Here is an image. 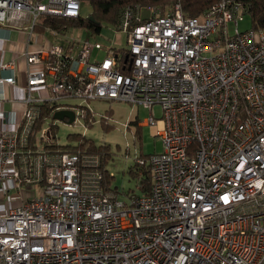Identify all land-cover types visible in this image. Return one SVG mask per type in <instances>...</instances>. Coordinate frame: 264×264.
<instances>
[{
	"label": "built area",
	"instance_id": "1",
	"mask_svg": "<svg viewBox=\"0 0 264 264\" xmlns=\"http://www.w3.org/2000/svg\"><path fill=\"white\" fill-rule=\"evenodd\" d=\"M141 9L112 25L124 49L46 27L63 44L23 52L25 111L0 131V264H264V31L239 30L238 0L196 17L179 3ZM45 16L79 18L82 2L0 0V29L31 36ZM13 66L0 54V87L16 83L3 75ZM96 100L149 111L139 126L163 149L139 158L147 191L141 178L105 190L99 155L46 149L50 119L31 146L43 103L75 124Z\"/></svg>",
	"mask_w": 264,
	"mask_h": 264
},
{
	"label": "rangeland",
	"instance_id": "2",
	"mask_svg": "<svg viewBox=\"0 0 264 264\" xmlns=\"http://www.w3.org/2000/svg\"><path fill=\"white\" fill-rule=\"evenodd\" d=\"M170 7L164 8L167 10ZM92 10V6L88 2H83V17L90 16ZM140 13L145 17L149 11L142 8ZM238 28L241 31L252 28L249 14L244 17L243 21L239 22ZM66 35L77 36L82 40H98L104 45L117 49L127 47L125 34L116 32L113 26L109 24H103L101 32L94 35L81 27H70L68 31L66 30ZM56 41L59 42L58 39ZM67 104L80 105V101L70 100ZM89 104L93 110L92 113H94L91 125H87L84 119L75 124L50 119L51 122L55 123L54 130L52 129L55 144L79 146L83 144L82 139L72 136L79 134L94 141L96 145H108L112 153V160L107 167L115 175L112 185L117 186L123 192L135 190L140 177L129 173L130 167L138 166L139 158H148L151 154L161 152L163 149L162 140L154 136L150 126H139L138 121L148 117L149 111L127 102L96 100L89 102ZM155 114L160 118L161 110L155 108ZM143 185L145 186V182Z\"/></svg>",
	"mask_w": 264,
	"mask_h": 264
},
{
	"label": "trees",
	"instance_id": "3",
	"mask_svg": "<svg viewBox=\"0 0 264 264\" xmlns=\"http://www.w3.org/2000/svg\"><path fill=\"white\" fill-rule=\"evenodd\" d=\"M82 2H88L92 6V13L90 14L93 19L88 17L79 18H62L45 16L42 25L38 26V30L42 28L50 27L58 31L69 30L70 27L84 28L91 34L100 33L103 24L116 25L121 17L123 10L126 7H131L136 10L137 8H145L151 6H174L179 3L187 16H200L210 6L219 2L220 0H80ZM246 6L252 21V27L264 31V0H238ZM55 106L43 103L41 105L40 117L36 121L33 128V135L30 138L31 146L35 147V137L40 129L45 124L47 119H53ZM94 119L93 114L87 113L85 121L87 125L92 124ZM137 123V122H136ZM54 130V128H53ZM71 136V135H70ZM75 138H81L83 144L79 146L70 145H45V148L52 151H81L97 154L101 157V171H102V183L105 190H117V186H113V179L115 178L107 169L108 163L112 160V153L108 145H96L94 141H91L82 135L74 134ZM129 173L134 176L140 177L145 182L144 190L147 191L151 183V176L149 170L144 167H138L129 169Z\"/></svg>",
	"mask_w": 264,
	"mask_h": 264
},
{
	"label": "crops",
	"instance_id": "4",
	"mask_svg": "<svg viewBox=\"0 0 264 264\" xmlns=\"http://www.w3.org/2000/svg\"><path fill=\"white\" fill-rule=\"evenodd\" d=\"M63 37L64 36L60 35L57 36L53 30L47 32L46 28H42L41 30L36 28L33 34L29 36L28 32L24 29L11 26L1 27V58L6 62H14L13 68L5 70L3 75H15L16 83L6 85L4 88L0 87V131L14 129L21 122L25 111L24 99L26 96L27 60L23 52L26 50H40L46 45V39L52 44H63ZM56 39H58L59 42H57ZM37 94L48 95L49 90L43 87L37 91ZM111 174L114 175L113 173Z\"/></svg>",
	"mask_w": 264,
	"mask_h": 264
},
{
	"label": "water",
	"instance_id": "5",
	"mask_svg": "<svg viewBox=\"0 0 264 264\" xmlns=\"http://www.w3.org/2000/svg\"><path fill=\"white\" fill-rule=\"evenodd\" d=\"M90 19H93V17L90 16ZM53 118L59 121H65L68 119V123H72L75 118V114L72 110H57L55 111Z\"/></svg>",
	"mask_w": 264,
	"mask_h": 264
}]
</instances>
